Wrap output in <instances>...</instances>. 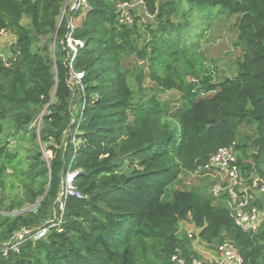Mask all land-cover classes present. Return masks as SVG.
Returning <instances> with one entry per match:
<instances>
[{
  "label": "trees",
  "instance_id": "trees-1",
  "mask_svg": "<svg viewBox=\"0 0 264 264\" xmlns=\"http://www.w3.org/2000/svg\"><path fill=\"white\" fill-rule=\"evenodd\" d=\"M66 1L0 0V37L14 35L10 56L0 55V264L201 257L180 231L184 220L207 245L230 238L244 264H264V193L253 202L263 212L253 233L236 224L224 199L174 187L182 172L195 173L234 142L243 176L264 185V0H187L188 9L143 0L156 23L146 24L145 38L140 8L131 9L132 24L120 22L117 4L125 0H88L75 12L69 0L58 27ZM214 10L235 17L245 46L237 72L223 78L199 46L182 42L186 18ZM180 11L184 22L175 17ZM71 16L80 18L72 40L85 43L76 51L66 39ZM71 64L84 72L74 87ZM145 78L153 86H143ZM158 90L179 97L166 100ZM242 124L252 135L238 139ZM69 170L82 197L69 195L61 209ZM203 177L210 188L213 178ZM42 227L46 234L35 238ZM24 228L31 233L5 245Z\"/></svg>",
  "mask_w": 264,
  "mask_h": 264
},
{
  "label": "built area",
  "instance_id": "built-area-1",
  "mask_svg": "<svg viewBox=\"0 0 264 264\" xmlns=\"http://www.w3.org/2000/svg\"><path fill=\"white\" fill-rule=\"evenodd\" d=\"M87 2L88 0H72L69 6L70 12L82 9ZM135 8H140L138 15L141 16V22L146 23L150 18L153 21V13L143 0H125L117 4L120 22L132 24L134 22V16L131 13V9ZM67 27V42L76 51L78 47H83L85 43L83 40H72L71 38L73 29L76 27L75 18L73 16L68 20ZM70 67L69 79L71 78L72 81L78 85L83 78L84 72L74 70L72 64ZM71 141L75 146L77 145L75 137H72ZM195 173L202 176L209 174L213 178L214 182L210 186V193L216 200L221 198L224 199V203L230 210V214L237 225L248 232L256 233L259 230L263 216L260 209L254 205L253 202L258 199L255 198L256 194L260 192L261 196L264 193V185L259 186L260 179L257 176H243L238 163L235 142L231 145L218 147L215 152L210 154L205 163L198 166ZM75 174L76 171L70 170L65 174L62 192L59 196L61 209H64V204L69 195L82 197L81 193L74 185ZM46 232L47 228L42 227L36 232H33V234L35 238H40L44 236ZM30 233L29 229L24 228L20 232L14 234L5 245L12 247L16 239H23L26 234ZM189 235V237H192L191 234ZM16 242L14 246H16ZM205 246L208 247L212 253V256L208 258H205V256L201 254V257H198L194 254L184 256L181 253H175L172 255L171 260L174 264H244L242 253L234 240L230 238L218 244L216 248L206 243Z\"/></svg>",
  "mask_w": 264,
  "mask_h": 264
},
{
  "label": "rangeland",
  "instance_id": "rangeland-1",
  "mask_svg": "<svg viewBox=\"0 0 264 264\" xmlns=\"http://www.w3.org/2000/svg\"><path fill=\"white\" fill-rule=\"evenodd\" d=\"M160 1L161 0H157V5ZM176 1L181 3L182 9H188L187 0ZM153 17H155V14H153ZM175 17L177 20L181 19V22L185 21L183 19L184 17L182 15V11L179 12L178 17L177 14H175ZM136 19L138 20V26L140 27V33L143 34V38L147 37V34H145L146 24L153 23L156 25V23H154V19L152 21L150 18L146 23L141 22V16L139 15L136 17ZM186 20L190 22V25H186L184 29L181 30L183 35L182 42L196 48L199 46L200 51H202L206 57V63L208 66L217 68L218 74L221 78L235 74L238 70L237 59L242 57L245 52L244 43L238 38V33L233 25L235 22V17L227 16V13L218 14V12L214 10V14L211 16H206V14L203 13H194L189 15ZM26 21L27 19H24L23 22ZM79 21L80 18L75 19V23ZM13 39L14 35L10 32H6L4 33L3 37H0V55L4 58H8L10 56V47ZM145 66L146 68H144V71L146 72L149 70V67L147 65ZM69 82L73 87L77 85L72 81L71 78L69 79ZM143 86L151 87L153 86V81L150 78H145ZM158 94L163 99L170 101L176 100L179 97V93L176 90H158ZM247 135H252V129L250 126L242 124L238 132V139ZM11 143H14V141ZM45 154L50 156L52 152L47 151ZM247 154H252V150L250 148H248ZM237 155H242V153L237 150ZM206 183H209V180L204 178L202 175L182 172L179 179L174 184V187L180 189L199 187L203 192L210 193V188H207ZM255 198H260V192L256 194ZM219 200L220 199L217 201ZM261 214L263 216L262 211ZM180 231L187 234L188 236L191 234L193 238L192 246L199 254L205 256V258L212 256L210 249L206 247L205 243L198 237L200 229L192 224L189 220L180 222Z\"/></svg>",
  "mask_w": 264,
  "mask_h": 264
},
{
  "label": "water",
  "instance_id": "water-1",
  "mask_svg": "<svg viewBox=\"0 0 264 264\" xmlns=\"http://www.w3.org/2000/svg\"><path fill=\"white\" fill-rule=\"evenodd\" d=\"M68 1H69V0H67L66 3H65L64 10H63L62 15H61L60 20H59L58 27H59V25H60V23H61V21H62V19H63L64 11H65V8H66V6H67ZM57 30H58V28H57ZM57 30H56V33H57ZM56 33H55V35H54V39L56 38Z\"/></svg>",
  "mask_w": 264,
  "mask_h": 264
}]
</instances>
